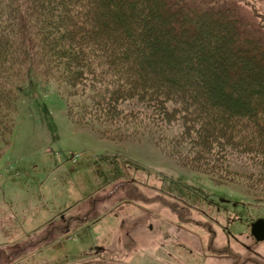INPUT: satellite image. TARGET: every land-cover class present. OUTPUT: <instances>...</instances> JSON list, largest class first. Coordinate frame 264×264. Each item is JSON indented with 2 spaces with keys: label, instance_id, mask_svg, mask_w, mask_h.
Listing matches in <instances>:
<instances>
[{
  "label": "rangeland",
  "instance_id": "obj_1",
  "mask_svg": "<svg viewBox=\"0 0 264 264\" xmlns=\"http://www.w3.org/2000/svg\"><path fill=\"white\" fill-rule=\"evenodd\" d=\"M208 1H174L167 13L182 21L169 20L166 29L177 42L190 35L182 25L191 24L190 51L203 47V22L213 23L215 49L231 45L221 40L224 32L241 33L245 50L236 49L227 68L242 76L222 92L239 97L251 84L258 120L264 50L255 45L264 44V0H212L216 7ZM199 5L209 13H197ZM152 60L149 69L172 77L175 87L177 77L196 71L176 63L165 72ZM205 68V76L193 73L191 102L165 94L159 78L130 88L125 73L115 77L116 68L97 62L66 80L28 84L13 126L0 137V264L262 263L264 242L250 226L264 212V135L248 137L247 127L226 135L227 127L205 124L197 107L213 100L199 84L212 78Z\"/></svg>",
  "mask_w": 264,
  "mask_h": 264
},
{
  "label": "trees",
  "instance_id": "obj_2",
  "mask_svg": "<svg viewBox=\"0 0 264 264\" xmlns=\"http://www.w3.org/2000/svg\"><path fill=\"white\" fill-rule=\"evenodd\" d=\"M174 1L178 2V0H1L0 15L3 14L4 19L2 17V20L0 19V137L2 138L7 129L13 126L16 100L28 84L34 81L43 84L50 79L66 80L67 76L71 77L72 72L84 73L91 63L97 62L103 63L104 67L116 68L115 77L119 74L121 77V73H125L128 80H132L130 88L136 84L150 85L154 83L153 78H159L165 94L171 92L183 96L190 102L195 95L193 73L201 72L204 76L207 75L206 66L211 71L212 78L204 80L202 77L199 84L204 82L206 88L211 91L213 100L208 104L203 101L197 103V107L203 113L201 118L205 124L215 127L219 132L227 127L224 131L226 135L234 133L235 127H238V130L247 127L248 137L256 133L261 135L260 138L263 140L264 115L255 120L259 111L257 112L249 102L251 84H247L248 86L245 84V91L239 97H227L222 92L224 83L238 80L242 76L239 70L227 68V64L232 63V53H235L236 49L245 50L241 48L240 43L243 35L237 33V30L233 33V29H230L224 32L221 40H229L231 45L223 49L217 46L215 49V45H209L210 33L215 31L214 28L210 31L213 23L203 22L201 33L203 47L190 51L188 44H191V35L196 34V31L191 29V24L182 25L190 35L179 38L177 42L170 37L172 29H166L169 20L182 21L179 16H169L167 13L178 4ZM207 5L216 7L217 3L210 0ZM182 6L186 8V5ZM188 8L192 10V7ZM208 9L196 6V12L199 14L209 13ZM190 19L192 23H197L195 17ZM216 28H219L218 24ZM155 36L164 41L168 46L167 51L159 47L155 42ZM260 45L261 43H258L255 47L257 49L262 47L264 50V44ZM208 49H211V54ZM145 55L152 58L153 64L165 72L173 69L176 63L185 69L192 65L197 72L177 77L179 80L177 79L178 83L175 85L178 86L175 87L169 81L172 77L157 76L153 73L152 67L149 69L147 58L144 59ZM260 59L259 57L257 61ZM211 61L218 66L213 68L214 70L207 66ZM262 82L264 80L260 79L257 84L261 85ZM182 87L186 90L183 91ZM259 106L264 109V103H259ZM127 185L129 184H126V187ZM58 226H53L51 231H47V237L58 230Z\"/></svg>",
  "mask_w": 264,
  "mask_h": 264
},
{
  "label": "water",
  "instance_id": "obj_3",
  "mask_svg": "<svg viewBox=\"0 0 264 264\" xmlns=\"http://www.w3.org/2000/svg\"><path fill=\"white\" fill-rule=\"evenodd\" d=\"M263 221L257 220L250 226V233L255 239V241H264V232H263Z\"/></svg>",
  "mask_w": 264,
  "mask_h": 264
},
{
  "label": "flooded vegetation",
  "instance_id": "obj_4",
  "mask_svg": "<svg viewBox=\"0 0 264 264\" xmlns=\"http://www.w3.org/2000/svg\"><path fill=\"white\" fill-rule=\"evenodd\" d=\"M257 220H262L263 221L262 225H263V232H264V212H263V218H258ZM257 220H255V221H257ZM261 242H264V241H261ZM260 264H264V260H262V263H260Z\"/></svg>",
  "mask_w": 264,
  "mask_h": 264
}]
</instances>
